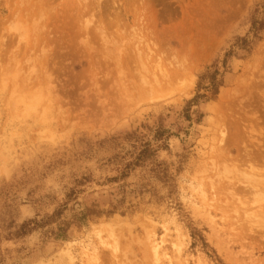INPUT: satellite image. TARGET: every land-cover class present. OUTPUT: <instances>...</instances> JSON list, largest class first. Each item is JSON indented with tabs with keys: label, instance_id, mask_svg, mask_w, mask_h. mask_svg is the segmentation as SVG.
Segmentation results:
<instances>
[{
	"label": "rangeland",
	"instance_id": "374dc122",
	"mask_svg": "<svg viewBox=\"0 0 264 264\" xmlns=\"http://www.w3.org/2000/svg\"><path fill=\"white\" fill-rule=\"evenodd\" d=\"M263 5L0 0V264H264Z\"/></svg>",
	"mask_w": 264,
	"mask_h": 264
},
{
	"label": "trees",
	"instance_id": "16d2710c",
	"mask_svg": "<svg viewBox=\"0 0 264 264\" xmlns=\"http://www.w3.org/2000/svg\"><path fill=\"white\" fill-rule=\"evenodd\" d=\"M264 13V5L263 10L260 12V15ZM264 30V19L261 18L258 14L251 15L250 20V34L251 37L244 36L239 37L234 42V47L238 49H248L249 45L251 44L252 40L255 38H258V33L260 31ZM233 53V50L231 49L227 53L224 54L223 59L220 61V65H210L208 66L204 72L199 75L198 77V83H197V91L195 95L187 102V106L185 108V111L189 109L191 105H197L199 102H201L202 99H207V94L199 93L200 88H204L206 92H208V95L214 96L217 93L218 87L221 85V72L219 71L220 67H226L227 64V58H229ZM205 84V85H204ZM164 132V131H163ZM152 150L148 146L143 147V153L142 151L137 154L135 157V163L136 165L140 163H143L145 159H148L151 157ZM127 165V164H126ZM124 165V166H126ZM94 213V212H93ZM93 215L91 212L89 213H80L79 217H85V216H91ZM34 226H37L38 223L36 222H30ZM29 223H25L21 226V229L25 228V232L29 231L30 228L28 227Z\"/></svg>",
	"mask_w": 264,
	"mask_h": 264
},
{
	"label": "bare ground",
	"instance_id": "6f19581e",
	"mask_svg": "<svg viewBox=\"0 0 264 264\" xmlns=\"http://www.w3.org/2000/svg\"><path fill=\"white\" fill-rule=\"evenodd\" d=\"M29 1H30V0H29ZM38 1H39V0H38ZM24 2H25V1H24ZM32 2H33V1H32ZM41 3H42V2H41ZM24 4H26V3H24ZM27 4H29V3H27ZM27 4H26V6H27ZM33 4H35V3H33ZM43 4H44V3H43ZM36 5H37V4H36ZM38 5L40 6V4H38ZM23 6H24V5H23ZM27 7H29V6H27ZM41 7H42V6H41ZM51 8H52V7H51ZM31 9H32V7H31ZM33 9H34V8H33ZM42 9H43V8H42ZM40 10H41V9H40ZM48 10H49V8H48ZM24 11H25V10H24ZM24 11H23V12H24ZM31 11H32V10H31ZM36 12H37V10H36ZM40 12H41V11H40ZM188 12H189V11H188ZM27 13H29V12H27ZM27 13H26V14H27ZM37 13H38V12H37ZM32 14H33V13H32ZM39 14H40V13H39ZM49 14H52V13H49ZM27 15H29V14H27ZM30 15H31V13H30ZM24 16L26 17L25 14H24ZM33 16H34V14H33ZM36 16H38V15H35L33 20L31 19V18H32V16H31V18H30L29 20H32V21L35 20V21H37V20H36ZM41 16H42V15H41ZM45 16H46V14H45ZM52 16H53V14H52ZM29 17H30V16H29ZM43 17H44V16H43ZM49 17H51V16H49ZM38 18H39V16H38ZM41 18H42V17H41ZM197 20H198V19H197ZM39 21H40V20H39ZM186 21H187V20H186ZM30 23L32 24V22H30ZM36 23H37V22H35V24H36ZM186 23H187V22H186ZM33 24H34V23H33ZM35 24H34V25H35ZM40 24H42V23H40ZM34 25H33V26H34ZM37 25L39 26V23H37ZM92 25H93V24H92ZM42 26H43V25H42ZM94 26H95V25H94ZM97 26H98V25H97ZM74 27H75V25H74ZM74 27H73V28H74ZM92 27H93V26H92ZM100 27H101V25H100ZM35 28H36L35 31H37V30L39 29V28H37V27L34 26V29H35ZM44 28H45V27H44ZM86 28H87V26H86ZM191 28H192V27H191ZM57 29H58V28H57ZM71 29H72V28H71ZM89 29H90V28H89ZM89 29H88V30H89ZM93 29H94V28H92V30H93ZM193 29H194V28H193ZM202 29H203V28H202ZM39 30H40V29H39ZM54 30H55V29H54ZM81 30H82V29H81ZM84 30H85V28H84ZM101 30H102V29H101ZM140 30H141V29H140ZM145 30H146V29H145ZM151 30H152V29H151ZM172 30H173V29H172ZM190 30H191V29H190ZM195 30H196V29H195ZM199 30H201V29H199ZM35 31H33V34L36 33ZM69 31H70V30H69ZM90 31H91V30H90ZM90 31H89V32H90ZM96 31H97V30H96ZM186 31H187V30H186ZM49 32H51V31H49ZM62 32H63V31H62ZM73 32H74V31H73ZM86 32H88V31L86 30ZM91 32H92V31H91ZM107 32H110V31H107ZM139 32H141V31H139ZM151 32H152V31H151ZM193 32H194V31H193ZM197 32H198V31H197ZM75 33H76V32H75ZM93 33H94V32H92L91 34H93ZM99 33H100V32H99ZM137 33H138V32H137ZM148 33H150V32H148ZM201 33H202V32H201ZM201 33H200V34H201ZM37 34H38V33H37ZM40 34H41V33H39V35H40ZM50 34L53 35V33H50ZM78 34H79V33H78ZM84 34H85V33H84ZM86 34H87V33H86ZM135 34H136V32L134 31V36H137V35H135ZM142 34H143V33H142ZM194 34H195V33H194ZM203 34H204V33H203ZM35 35H36V34H35ZM48 35H49V34H48ZM55 35H56V34H54V36H55ZM57 35H58V34H57ZM73 35H74V34H73ZM75 35H76V34H75ZM109 35H110V34H109ZM152 35H153V33H152ZM152 35H151V36H152ZM206 35H207V33H206ZM36 36H37V35H36ZM36 36H35V37H36ZM41 36H42V34H41ZM78 36H81V35L79 34ZM90 36H91V35H90ZM102 36H104V35H102ZM114 36H115V35H114ZM132 36H133V35H132ZM198 36H199V35H198ZM202 36H203V35H202ZM33 37H34V36H33ZM35 37H34V38H35ZM37 37H38V36H37ZM47 37H49V36H47ZM129 37H130V35H129ZM138 37H140V36H137V39H138ZM38 38H39V37H38ZM59 38H60V37H59ZM59 38H58V39H59ZM61 38H62V37H61ZM108 38H109V37H108ZM115 38H116V37H115ZM143 38H145V37H143ZM205 38H206V37H205ZM50 39H51V38H49L48 40H50ZM63 39H64V38H63ZM88 39H89V37H88ZM112 39H113V38H112ZM141 39H142V38H140V40H141ZM154 39H155V38H154ZM194 39H195V38H194ZM206 39H207V38H206ZM34 40H35V39H34ZM34 40H33V41H34ZM38 40H39V39H38ZM54 40H55V39H54ZM60 40H61V39H60ZM65 40H66V39H65ZM107 40H108V39H107ZM114 40H115V39H114ZM118 40H120V39H118ZM143 40H144V39H143ZM66 41H67V40H66ZM87 41H88V40H87ZM111 41H112V40H111ZM116 41H117V40H116ZM121 41H122V40H121ZM197 41H200V40H197ZM201 41H202V40H201ZM51 42H53V41H51ZM72 42H73V41H72ZM72 42H71V43H72ZM108 42H109V41H108ZM108 42H107V43H108ZM118 42H119V41H118ZM128 42H129V41H128ZM182 42H183V41H182ZM34 43H35V42H34ZM57 43H59V42L57 41ZM75 43H77V41H76ZM119 43H120V42H119ZM137 43H138V40H137ZM137 43H136V44H137ZM212 43H213V42H212ZM40 44H41V43H40ZM40 44H39V45H40ZM62 44H63V42H62ZM73 44H74V42H73ZM77 44H78V43H77ZM77 44H76V45H77ZM79 44H80V43H79ZM79 44H78V45H79ZM84 44H85V43H84ZM103 44H104V42H103ZM114 44H115V43H114ZM125 44H126V43H125ZM127 44H128V43H127ZM186 44H188V43H186ZM194 44H195V43H194ZM71 45H72V44H71ZM71 45H70V46H71ZM109 45H111V44H109ZM123 45H124V44H123ZM153 45H154V44H153ZM163 45H164V44H163ZM184 45H185V44H184ZM33 46H36V45L34 44ZM62 46H63V45H62ZM84 46H85V45H84ZM119 46H120V45H119ZM66 47H68V46H66ZM73 47H74V46L72 45L71 48H73ZM80 47H81V46H80ZM82 47H83V46H82ZM109 47H111V46H109ZM116 47H117V46H116ZM124 47H125V46H124ZM144 47H145V45H144ZM155 47H156V46H155ZM212 47H213V46H212ZM43 48H44V47H43ZM69 48H70V47H69ZM69 48H68V49H69ZM71 48H70V49H71ZM83 48H84V47H83ZM90 48H91V47H90ZM135 48H136V46H135ZM145 48H146V47H145ZM206 48H207V46H206ZM208 48H209V47H208ZM210 48H211V47H210ZM40 49H41V48H40ZM75 49H76V48H75ZM92 49H93V48H92ZM110 49H111V48H110ZM116 49L119 50V47L116 48ZM123 49H124V48H123ZM127 49H128V48H127ZM141 49H142V48H141ZM164 49H165V48H164ZM45 50H46V49H45ZM72 50H73V49H72ZM72 50H71V51H72ZM82 50H83V49H82ZM82 50H81V52H82ZM180 50H181V49H180ZM197 50H198V48H197ZM197 50H196V51H197ZM209 50H210V49H209ZM76 51H77V49H76ZM108 51H109V48L107 49V52H108ZM120 51H121V50H120ZM120 51H119V52H120ZM135 51L138 52L139 50L137 51V50L135 49ZM163 51H164V50H163ZM183 51H184V50H182L181 52H183ZM199 51L201 52V50H199ZM57 52H58V48H57ZM73 52H75V51H73ZM78 52H79V51H78ZM100 52H102V51H100ZM109 52H112V56H113V50H112V51L110 50ZM119 52L116 51L117 54H118ZM124 52H125V51H124ZM139 52H140V51H139ZM207 52H208V51H207ZM42 53H43V52H42ZM61 53H62V51H61ZM75 53H76V52H75ZM84 53H85V51H84ZM84 53H81V54H84ZM92 53H93V52H92ZM92 53H90V54H92ZM102 53H103V52H102ZM114 53H115V52H114ZM159 53H160V52H159ZM188 53H189V52H188ZM194 53H196V52H194ZM197 53H198V52H197ZM64 54H65V53H64ZM68 54H69V53H68ZM105 54H106V53H105ZM135 54H136V53H135ZM142 54H143V53H142ZM182 54H183V53H182ZM88 55H89V53H88ZM93 55H96V54H93ZM103 55H104V54H103ZM107 55H108V54H107ZM109 55H110V54H109ZM109 55H108V56H109ZM144 55H146V54H144ZM185 55H186V54H185ZM187 55H188V54H187ZM91 56H92V55H91ZM105 56H106V55H105ZM108 56H107V57H108ZM180 56H181V55H180ZM183 56H184V54H183ZM202 56H203V55H202ZM68 57H69V56H68ZM86 57H87V54H86ZM99 57H100V56H99ZM107 57H106V58H107ZM110 57H111V56H110ZM168 57H169V56H168ZM191 57H193V56H191ZM198 57H199V56H198ZM92 58H93V56H92ZM101 58H102V57H101ZM106 58H105V59H106ZM140 58H141V57H140ZM164 58H165V57H164ZM56 59H57V58H56ZM95 59H97V58H95ZM98 59H99V58H98ZM98 59H97V60H98ZM108 59H109V58H107L106 62H110ZM102 60H103V59H102ZM117 60H118V57L116 58V61H117ZM127 60H128V59H127ZM171 60H172V59H171ZM193 60H194V59H193ZM104 61H105V60H104ZM118 61H119V60H118ZM132 61H133V60H132ZM158 61H159V60H158ZM98 62L100 63V61H98ZM128 62H129V61H128ZM134 62H135V61H134ZM172 62H174V61L172 60ZM116 63H117V62H116ZM146 63H147V62H146ZM158 63H159V62H158ZM168 63H169V62H168ZM189 63H190V62H189ZM93 64H94V63H93ZM93 64H92V65H93ZM104 64H105V63H104ZM110 64H111V63H110ZM131 64H133V62H132ZM156 64H157V63H156ZM169 64H170V63H169ZM169 64H168V65H169ZM178 64H179V63H178ZM178 64H177V65H178ZM191 64H192V63H191ZM54 65H55V64H54ZM101 65H103V64H101ZM127 65H128V64H127ZM184 65H185V64H184ZM60 66H61V65H60ZM115 66H116V65H115ZM119 66H121V65H119ZM131 66H132V65H131ZM156 66H157V65H156ZM158 66L160 67V65H158ZM180 66H182V65H180ZM126 67H127V66H126ZM154 67H155V66H154ZM176 67H178V66H176ZM60 68H61V67H60ZM88 68H89V67H88ZM90 68H91V67H90ZM92 68H93V67H92ZM92 68H91V69H92ZM98 68H99V67H98ZM105 68H106V67H105ZM111 68H112V67H111ZM111 68H110V69H111ZM116 68H118V67H116ZM119 68H120V67H119ZM139 68H140V67H139ZM156 68H157V67H156ZM95 69H96V68H95ZM106 69H107V68H106ZM106 69H105V70H106ZM137 69H138V68H137ZM141 69H143V68H141ZM96 70H98V69H96ZM96 70H95V71H96ZM116 70H117V69H116ZM123 70H124V69H123ZM154 70H155V69H154ZM159 70H160V71H159V73H160V72H161V69H159ZM100 71H102V70H100ZM132 71H133V70H132ZM134 71H135V70H134ZM142 71H143V70H142ZM150 71H151V70H150ZM50 72L52 73V71H50ZM108 72H111V71L108 70ZM122 72H123V71H122ZM122 72H121V73H122ZM135 72H136V71H135ZM157 72H158V71H157ZM163 72H164V71H162L161 73H163ZM92 73H93V72H92ZM125 73H126V72H125ZM130 73H131V72H130ZM137 73H138V72H137ZM145 73H146V71H145ZM159 73H158V74H159ZM164 73L166 74V72H164ZM127 74H128V73H127ZM135 74H136V73H135ZM135 74H134V76H135ZM146 74H147V73H146ZM152 74H153V73H152ZM155 74H156V73H155ZM50 75H51V74H50ZM119 75H120V74H119ZM121 75H122V74H121ZM128 75H129V74H128ZM141 75H142V74H141ZM153 75H154V74H153ZM160 75H161V74H160ZM163 75H164V74H163ZM163 75H162V76H163ZM123 76H124V75H123ZM157 76H158V75H157ZM165 76H166V75H165ZM165 76H164V78H165ZM167 76H168V75H167ZM155 77H156V76L154 75V78H155ZM158 77H159V76H158ZM158 77H157V78H158ZM107 78H108V77H107ZM129 78H130V77H129ZM135 78H136V77H135ZM135 78H134V79H135ZM138 78H139V77H138ZM143 78H144L143 80H142V79H139V80H142V81H143L142 83L147 82V81H145V78H147V77H145V75L143 76ZM160 78H161V77H160ZM178 78H180V76H179ZM105 79H106V78H105ZM105 79H104V80H105ZM136 79H137V78H136ZM147 79H148V78H147ZM147 79H146V80H147ZM165 79H166V78H165ZM108 80H110V79H108ZM108 80H107V81H108ZM129 80H130V79H129ZM159 80H161V79H159ZM162 80H163V79H162ZM162 80H161V81H162ZM167 80H169V78H168ZM167 80H166V81H167ZM51 81H52V80H51ZM101 81H102V80H101ZM144 81H145V82H144ZM156 81L158 82L157 79H156ZM166 81H164V82H166ZM172 81H173V80H172ZM183 81H184V80H183ZM48 82H49V81H48ZM128 82H129V81H128ZM139 82H140V81H139ZM153 82H154V81H153ZM162 82H163V81H162ZM168 82H169V81H168ZM104 83H106V82H104ZM142 83L140 82V85H143ZM160 83H161V82H160ZM160 83H159V84H160ZM170 83H171V82H170ZM122 84H123V83H122ZM135 84H136V83H135ZM145 84H146V83H145ZM147 84H148V83H147ZM154 84H155V83H154ZM166 84H168V83H166ZM172 84H173V83H172ZM105 85H106V84H105ZM129 85H130V84H129ZM131 85H132V84H131ZM149 85H151V84H149ZM162 85H164V84H162ZM162 85H161V86H162ZM107 86H108V85H107ZM135 86H136V85H135ZM152 86H153V85H152ZM161 86H159V87L161 88ZM164 86H166V85H164ZM169 86H170V85H169ZM176 86H177V85H176ZM129 87H130V86H129ZM174 87H175V86H174ZM124 88H125V87H124ZM131 88H132V87H131ZM133 88H134V87H133ZM133 88H132V91L134 90ZM142 88H143V87H142ZM111 90H112V89H111ZM118 91H119V90H118ZM114 94H115V93H114ZM116 94H119V93L117 92ZM151 94H152V92H151ZM110 95H111V94H110ZM120 95H121V94H120ZM105 96H106V94H105ZM117 96H118V95H117ZM106 97H108V96H106ZM113 97H114V96H112V98H113ZM121 97H122V96H121ZM123 97H124V95H123ZM116 98H117V97H116ZM128 98H129V96H128ZM146 98H147V97H146ZM107 99H108V98H107ZM110 99H111V98H110ZM117 100H118V99H117ZM134 100H135V99H134ZM136 100H137V98H136ZM139 100H140V99H139ZM126 102H127V101H126ZM132 103H133V102H132ZM132 103H131L130 105H133ZM123 105H124V103L122 104V107H123ZM124 107H125V106H124ZM119 108H120V107H119ZM119 108H118V109H119ZM241 156H242V155H241ZM241 156H240V157H241ZM247 156H248V155H247ZM257 156H258V155H257ZM262 156H264V154H263ZM260 157H261V156H260ZM253 158H254V156H253ZM257 158H258V157H257ZM247 159H248V158H247ZM250 159H251V158H250ZM254 159H255V158H254ZM259 159H260V158H258V161H259ZM261 159H262V158H261ZM252 160H253V159H252ZM256 160H257V159H256ZM238 161H239V160H238ZM248 161H249V159H248ZM248 161H247V162H248ZM263 161H264V160H263ZM244 162L247 163L246 161H244ZM249 162L251 163V161H249ZM245 163H244V164H245ZM263 163H264V162H263ZM229 166H231V165H229ZM237 166H238V165H237ZM253 166H254V165H253ZM231 167H232V166H231ZM234 167H236V166H234ZM246 167H247V166H246ZM259 167H260V166H259ZM251 168H252V167H251ZM254 168H256V165H255ZM262 168H263V167H262ZM247 169H248V168H247ZM256 170H257V169H256ZM252 173H253V172H252ZM254 173L257 174V172H254ZM254 173L252 174V176L254 175ZM249 174H251V173L249 172ZM258 174H259V173H258ZM254 176H255V175H254ZM257 176H259V175H257ZM255 177H256V176H255ZM260 177H261V175H260ZM258 178H259V177H258ZM261 178H262V177H261ZM252 185H254V184L252 183ZM256 185H257V184H255V187H256ZM259 185H260V184H259ZM257 186H258V185H257ZM262 186H263V185H262ZM250 187H251V186H250ZM260 187H261V186H260ZM248 188H249V187H248ZM263 188H264V187H263ZM251 189H252V188H251ZM256 191H257V190H256ZM256 191H254V192H256ZM258 191L260 192V190H258ZM263 219H264V217H263ZM251 220H252V219H251ZM259 221L261 222L262 219L259 220ZM259 221H258V222H259ZM249 222H250V220H249ZM255 222H256V221H255ZM255 222L253 223V221H252L251 223L255 224ZM257 224H258V223H257ZM249 225H250L251 228H252V225H251V224H249ZM261 225H262V223H261ZM255 226H256V224H255ZM253 227H254V225H253ZM260 227H263V226H260ZM247 228H249V226H248ZM247 228H246V230H247ZM252 230H253V229H252ZM252 230L250 229L251 232H252ZM247 232H249V231H247ZM251 232H249V233H251ZM253 233H254V232H253ZM262 234H263V233H262ZM259 235H260V234H259ZM262 236H263V235H262ZM232 259H233V256H232Z\"/></svg>",
	"mask_w": 264,
	"mask_h": 264
}]
</instances>
